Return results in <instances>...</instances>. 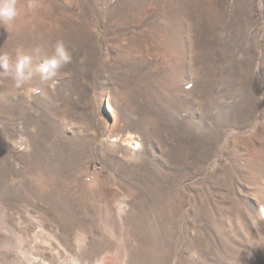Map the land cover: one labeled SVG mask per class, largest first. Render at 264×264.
<instances>
[{"label":"rangeland","instance_id":"1","mask_svg":"<svg viewBox=\"0 0 264 264\" xmlns=\"http://www.w3.org/2000/svg\"><path fill=\"white\" fill-rule=\"evenodd\" d=\"M28 3L0 52L72 61L0 76V264H264V0Z\"/></svg>","mask_w":264,"mask_h":264},{"label":"clouds","instance_id":"2","mask_svg":"<svg viewBox=\"0 0 264 264\" xmlns=\"http://www.w3.org/2000/svg\"><path fill=\"white\" fill-rule=\"evenodd\" d=\"M37 0H29L27 7L35 10L38 7ZM20 9L17 0H0V26L7 29L11 27ZM40 56V63L33 68V55ZM72 54L68 50L63 39H57L51 46L50 54L44 55L39 48L33 50V54L26 53L22 48H17L14 55L9 52H0V76L12 81V89L23 91L27 94L38 93L39 89L30 87L33 77L39 74L42 81L53 80L58 72L71 63ZM193 257L199 259L198 253L193 251Z\"/></svg>","mask_w":264,"mask_h":264}]
</instances>
